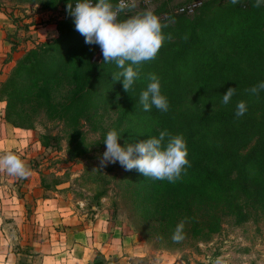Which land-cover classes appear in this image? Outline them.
<instances>
[{"label": "rangeland", "instance_id": "obj_1", "mask_svg": "<svg viewBox=\"0 0 264 264\" xmlns=\"http://www.w3.org/2000/svg\"><path fill=\"white\" fill-rule=\"evenodd\" d=\"M117 1L111 0L113 5ZM150 1L149 6H141L132 0L120 14L127 19L151 10L164 23L168 10L157 12L194 0ZM196 1L202 6L190 18L201 13L214 16L235 5L230 0ZM68 2L0 0V13L13 26V34L6 40L9 48H14L0 55V90L18 60L59 37L57 23L70 20ZM166 22L172 25V21ZM91 46L99 59V45ZM233 51L226 46L221 49L225 78H231L228 71L235 66L243 73L254 67V59L242 63ZM73 73L70 66L60 70L53 91L56 102L63 101L74 86ZM241 93L254 116H261L264 91L259 95ZM222 99L193 95L175 111L212 115L238 103L233 99L225 105ZM39 101L35 97L29 101L18 99L17 125L13 126L6 119L7 98L0 93V155H18L30 172L20 178L0 170V264H212L218 257L222 264H264V198L258 201L256 194L264 184L259 169L252 170V181L245 184L248 193L221 198L212 213L219 219L215 232L202 229L193 235L191 224L185 220L182 239L175 241L173 235L180 223L167 221L174 210L168 208L170 213L165 217L163 213L170 204L163 196L164 186L170 183L155 180L157 186H151L148 177L135 169L125 171L118 162L100 166L106 150L104 136L109 130L116 129L123 147L126 142L133 143L130 134L158 132L160 121L134 114L118 123L124 104L110 98L96 109L93 121H99L98 125L84 120L73 125L69 120L49 116L38 106ZM194 143L209 145V140L201 137ZM253 144L254 140L240 151L241 155H246ZM173 195L180 200L184 196L176 190ZM228 203L237 209L230 211ZM209 215L204 207L197 212L198 224L203 228Z\"/></svg>", "mask_w": 264, "mask_h": 264}, {"label": "trees", "instance_id": "obj_2", "mask_svg": "<svg viewBox=\"0 0 264 264\" xmlns=\"http://www.w3.org/2000/svg\"><path fill=\"white\" fill-rule=\"evenodd\" d=\"M254 4L255 0H244L209 17L203 13L193 18L168 15L161 23L167 25L162 28L165 36L162 47L155 59L139 66L140 78L128 93L123 90L122 79H113L112 74L119 71L115 64L103 63V56L92 61L95 47L85 43L71 20L64 19L57 23L59 37L18 60L1 85L0 93L7 98L6 119L16 126L17 100L29 101L31 97L40 99L38 106L49 116L69 120L73 125H79L81 120L98 125L99 121H93L96 109L110 98H118L124 104L118 123L134 114L158 119V132H135L130 134L129 140L137 143L158 137L160 131L167 130L171 135H182L186 142L189 164L175 182L179 184L177 187H171L174 183L164 186L163 196L170 202L167 210H163L164 217L170 213V208L174 210L167 219L170 223L184 224L188 220L193 235L202 229L215 232L219 219L212 213L221 198L238 192L248 193L245 184L252 181L250 174L255 168L259 169L264 182V101H261L262 115L259 117L254 116L249 105L242 117L235 115L237 104L212 115L176 112L175 107L193 95L223 98L229 88H235L230 100L239 102L244 96L242 91L264 82V5L254 7ZM167 10L165 7L157 14ZM118 19L125 18L119 14ZM166 21H172V25L165 24ZM169 35L171 39L167 38ZM224 46L232 48V55L238 61L242 59V63L254 59V67L243 73L235 66V71H228L231 78H225L226 64L221 56ZM68 66L74 71V86L63 101L56 102L53 91L60 70ZM148 73H155L159 78L161 94L169 103L167 112H161L154 105L144 111L140 104V93L146 90ZM201 137L207 138L209 145L196 146L194 141ZM253 140L251 150L241 155L240 151ZM147 182L157 186L152 178L148 177ZM175 190L184 195L181 200L173 195ZM256 194L257 200L262 201L264 184ZM201 207L211 213L204 228L197 218ZM227 208L233 211L237 206L228 203Z\"/></svg>", "mask_w": 264, "mask_h": 264}, {"label": "clouds", "instance_id": "obj_3", "mask_svg": "<svg viewBox=\"0 0 264 264\" xmlns=\"http://www.w3.org/2000/svg\"><path fill=\"white\" fill-rule=\"evenodd\" d=\"M239 0H230L237 4ZM264 0H255L254 7H260ZM74 5V6H73ZM134 6V4L132 5ZM129 7L126 0H118L113 5L111 0H76L66 6L68 15L73 18L75 30L79 32L88 45H99L103 63L115 64L119 71L112 74L114 81L122 79L123 90L128 93L134 83L140 78L139 66L156 58L162 47L165 36L160 18L151 10L132 15L119 20V14ZM171 39L169 35L167 37ZM146 90L140 93V104L144 111H149L154 105L161 112H167L169 103L161 94L160 81L155 73H148ZM264 89V82L248 89L254 95H259ZM235 94V88H229L223 95L222 103L227 105ZM247 111V105L240 101L236 106V117H242ZM120 135L116 129L106 133L104 143L106 150L100 158V166L119 163L125 171L137 170L144 177L154 180L175 183L181 172L189 164L188 149L182 135H171L167 130L159 132L137 143H118ZM0 170L20 178L30 175L24 161L16 154L8 152L0 155ZM183 222L177 225L173 239H182ZM212 264H222L221 258H216Z\"/></svg>", "mask_w": 264, "mask_h": 264}, {"label": "built area", "instance_id": "obj_4", "mask_svg": "<svg viewBox=\"0 0 264 264\" xmlns=\"http://www.w3.org/2000/svg\"><path fill=\"white\" fill-rule=\"evenodd\" d=\"M75 2H73V3H75ZM130 2H132V0H126V3H128L129 5H130ZM117 3H118V1H117ZM137 3L140 4L141 6H149L151 1L150 0H137ZM201 6H202V3L200 1L194 0V1H190V2H187L184 4H180V5L168 8V12H166V14H167V16L171 15V14L192 16L197 12V10L199 8H201ZM69 17H70V20L73 22V18L70 15H69ZM95 59H96V57L93 58V61Z\"/></svg>", "mask_w": 264, "mask_h": 264}, {"label": "crops", "instance_id": "obj_5", "mask_svg": "<svg viewBox=\"0 0 264 264\" xmlns=\"http://www.w3.org/2000/svg\"><path fill=\"white\" fill-rule=\"evenodd\" d=\"M0 55H6L10 52L9 41L6 40L8 35L12 33V23L7 20V18L0 13ZM8 32V33H7ZM8 40H12L9 38Z\"/></svg>", "mask_w": 264, "mask_h": 264}]
</instances>
